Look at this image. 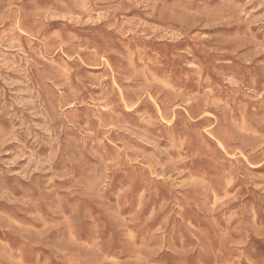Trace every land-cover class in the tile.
<instances>
[{"label": "rangeland", "instance_id": "rangeland-1", "mask_svg": "<svg viewBox=\"0 0 264 264\" xmlns=\"http://www.w3.org/2000/svg\"><path fill=\"white\" fill-rule=\"evenodd\" d=\"M0 264H264V0H0Z\"/></svg>", "mask_w": 264, "mask_h": 264}, {"label": "bare ground", "instance_id": "bare-ground-1", "mask_svg": "<svg viewBox=\"0 0 264 264\" xmlns=\"http://www.w3.org/2000/svg\"><path fill=\"white\" fill-rule=\"evenodd\" d=\"M241 5V4H240ZM244 5V4H243ZM11 31V30H10ZM14 37V36H13ZM12 38V37H11ZM17 39V38H16ZM259 42V41H258ZM260 44V43H259ZM8 46V45H7ZM257 47V46H256ZM23 52V51H22ZM44 53V52H43ZM255 53V52H254ZM19 57V56H18ZM27 61V60H26ZM18 65V64H17ZM15 67V66H14ZM25 67V66H24ZM15 69V68H14ZM21 69V68H20ZM15 73V72H14ZM20 73V72H19ZM25 75V74H24ZM14 78V77H13ZM19 78V77H18ZM25 79V78H24ZM27 79V78H26ZM234 79V78H233ZM18 82V81H17ZM24 82V81H23ZM19 88V87H18ZM23 91V90H22ZM36 122V121H35ZM47 130V129H46ZM78 132V131H77ZM33 155V154H32ZM36 159V158H34Z\"/></svg>", "mask_w": 264, "mask_h": 264}]
</instances>
